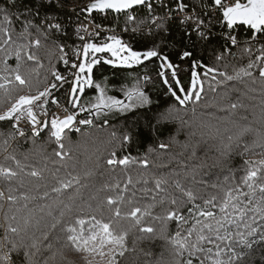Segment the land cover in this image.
<instances>
[{"label":"trees","instance_id":"obj_1","mask_svg":"<svg viewBox=\"0 0 264 264\" xmlns=\"http://www.w3.org/2000/svg\"><path fill=\"white\" fill-rule=\"evenodd\" d=\"M91 1L59 0L60 7L55 12H41L34 23L41 24L47 14L56 16L57 21L64 26L63 32H52L48 39H45L35 28L30 29L32 35L28 39L18 38L16 33L21 30L22 26L14 23L12 27L15 43L0 48V83H4L3 76H8V79L12 80L11 84L6 85L7 93L5 89L0 88V114L6 111L11 103L22 94L36 95L55 82L58 86L55 90H51L52 94L47 97L49 103L44 105V108L51 111L54 108L51 101L56 99L65 104L70 113L76 112L77 119L92 117L93 120L91 125H84L80 131H76L74 127L71 130L65 129L66 135L63 139L65 147L62 157L54 154L60 149L54 139H48V132L35 138L27 134L25 137L16 135L15 139H8V133L13 131L11 122H0V133H3L0 135V165L11 167L18 173L11 179L0 175V192L3 193L0 196V241L3 240L9 224L21 229L18 234L7 233L9 240L17 242L23 238L26 243H30L33 237L42 238V234L47 232L48 239L44 242L45 248L39 258L40 264H43L44 259L51 257L54 253L56 259L49 260V264H84L81 253L76 252L71 246H65L63 229L67 227V222L78 217L87 219L95 215L97 219L103 218L105 221L113 217L117 205H108L109 197L114 200L120 196L124 197V202L119 204L123 214L130 211L132 207H142L150 202L155 191L154 178L164 177L168 179V185L165 187H168L169 191L178 198L186 200L183 194L172 187L174 180H179L186 189L192 190L198 197L196 203L202 205L204 200L211 199L213 196L219 199L223 196L224 189L240 183L241 177L246 175L249 167L245 161L264 159V147L259 146L260 136L264 135V122L260 119L264 112V88L259 79L253 82L245 77L242 80L229 81L227 85L217 84L212 80V74L204 76V67L197 68L196 71L203 81L204 91L198 102L190 101L185 107L180 106L166 91L167 86L163 84V78L157 75L161 70L158 67L160 61L157 58H151L150 61H145L143 67L134 66L133 69L104 64L102 60L99 65L94 66L93 79L97 83L102 82V86L107 87L109 95L124 99L116 86L122 84L125 87H131L128 74L131 73L132 76L139 74L143 77L146 69L151 79L141 82L153 104L160 110L170 106L180 108L181 111L178 113L180 119L167 124L162 129L163 135H158L148 131L147 120L141 115L144 109L139 112L133 110L136 112L135 115L129 113H122L119 116L109 115L108 124L102 123L103 117H96L95 112L82 117L83 112L79 111V106L74 107L71 102L73 73L77 69L60 59L62 53L51 41L55 40L58 45L64 47V51L69 52L83 43L84 41L75 37V15L85 11L82 12L84 15L85 7ZM24 3L28 7L35 6L33 0H24ZM174 3L171 2L170 7ZM185 3H188L190 8L192 4H195L197 10L200 11L202 3L211 5L212 0H185ZM3 4L4 0H0V5ZM164 12L165 9L157 6L156 15H164ZM91 15L97 25L122 33L136 50H146V47H152L154 40L161 54L168 55L174 64L179 65L178 77L185 87L191 81L192 60H200L202 65L216 67L220 72L233 74L235 68L246 65L250 59H255V56L259 54L260 44L258 43L253 46L251 56L243 52L249 44L251 35L246 26L235 28L240 46L236 56L233 57L220 47L224 43L219 39L220 30L225 29L222 23H215L212 29L213 35L210 37L211 43L205 44L203 41L197 42L195 37L192 43L187 40L180 41L182 29L176 27L177 21H170L172 26L169 31L160 32L155 29L143 8L137 7L136 22L127 25L124 22V16L114 12L92 11ZM216 15L217 17L222 16L221 13ZM140 20H144L145 23L139 25ZM138 25L140 30L133 31ZM100 33V36L105 34L102 30ZM161 37H166V39L162 41ZM36 38L41 39V45L39 47L32 45L29 51L34 53L38 59L28 60L26 55L21 53L22 61L19 72L27 81L21 85L15 80V73L12 72L17 65L15 55L9 56L6 62L9 72H3L4 57L7 54L5 49L10 48L14 52L17 44L28 43L29 40ZM85 42L100 43L97 39H89ZM182 50L192 51L193 56L180 60ZM221 51H224V58L217 61L215 56ZM97 56L104 59L109 57L107 53H98ZM53 69L64 76L66 82L55 81L52 75ZM165 71L170 75L169 70ZM253 71L255 75L256 70ZM220 79L222 77L217 75L216 80ZM98 94L97 90L86 86L84 93H78L81 96L79 105L87 109ZM232 104H236L237 107L231 108ZM146 107L152 108V105ZM155 110L153 108V112ZM125 116L128 117L127 120L123 118ZM137 119H139V126L135 131L141 133L139 139L121 147L122 132L126 128L132 129L133 121ZM246 127L252 130L241 137L239 147L234 149L230 159L217 166L208 164L202 166L203 159L210 155L213 157L217 155L216 148L223 138L228 135L235 136ZM113 131L117 132V138L111 136ZM5 139H8L7 144L4 143ZM161 142L167 143L168 148H159ZM185 144L189 147L185 148ZM245 146L248 148L246 152ZM193 147L196 152L195 156L192 155ZM112 151L117 153V159L128 156L130 162L127 165H108L106 161L111 158ZM12 156L20 161L21 168L16 167L15 161L10 158ZM144 159L148 160L147 165L141 163ZM34 169L39 172L38 176L30 175ZM69 173L71 177H79V179L74 180L70 188L58 192L53 191L54 188L60 187L59 181L68 178ZM129 177L131 184H128ZM125 185H127V190H125ZM144 188L153 191L145 195L141 191ZM244 190L247 191V189ZM133 193H136L135 197ZM8 196L14 199L9 200ZM129 200L133 203L129 204ZM66 205L72 208L71 212L67 211ZM185 206L191 207L190 204ZM169 207L165 204L163 208L158 207L155 211L160 213ZM215 211L218 212L219 209ZM61 212L65 213L63 217H61ZM183 214L188 215L187 212ZM120 223L125 228L128 227L127 220L121 219ZM191 223L190 220L185 227L190 226ZM54 224L56 227H53ZM175 229L176 225L170 224V232L174 233ZM49 243L52 245L51 249L46 247ZM127 249L124 256L119 257V264H155L162 252L167 255L165 241L159 238L152 239L138 229H132L129 232ZM243 252L245 255L239 259L244 264H264V243L259 242L258 237L254 238L253 247L243 248ZM13 259H16L15 254H13ZM19 264H24L22 253Z\"/></svg>","mask_w":264,"mask_h":264},{"label":"snow or ice","instance_id":"obj_2","mask_svg":"<svg viewBox=\"0 0 264 264\" xmlns=\"http://www.w3.org/2000/svg\"><path fill=\"white\" fill-rule=\"evenodd\" d=\"M171 2H175V8L170 7ZM33 3L34 7H28L24 0H4V4L0 5V41H2L0 48L15 43L12 27L14 23H19L22 26L21 30L16 33L18 38L28 39L31 37L30 29L32 28L40 32L45 39H48L52 32H63L64 26L57 21V17L54 15L46 14L41 24L34 23L41 12H55L60 7L59 0H33ZM157 6L165 9L164 15H156ZM137 7L145 10L155 29L160 32L169 31L172 26L170 21H177L176 27L182 29L180 41L187 40L189 43L193 42V37L197 42L211 43L210 37L213 35L212 29L215 23H222L225 29L233 30L232 32L226 31L219 37L224 41L220 45L221 49L228 51H230L231 46H240L238 33L234 34L235 27L247 25L251 35L249 44L243 49V52L251 56L254 50L253 46L258 43L260 44L259 54L255 56V59H250L246 65L235 68L233 74L220 72L216 67L202 65L200 60H192L191 81L185 87L178 77L179 65L174 64L168 55H162L154 40L152 47L145 46L146 50H136L130 43L123 41L115 34L108 36L103 43L85 42L76 49V55L78 57L82 55L83 59L72 64V67L77 71L73 73L74 83L71 85V102L74 107L79 106L80 112L94 110L96 117H103L102 123L108 124L109 115L119 116L122 113L135 115L136 112L144 109L141 115L147 120L148 131L158 135H163L162 129L167 124L180 119L178 115L181 111L180 108L170 106L160 110L158 106L153 104L141 82H147L151 79L146 69L143 77L139 74L135 76H132L131 73L128 74L131 87H125L122 84L116 86L119 92L123 94L124 99L117 98L116 95H109L107 87L102 86V82L97 83L93 79L94 66L99 65L102 60L104 64L133 69L134 66L143 67L145 61H150L151 58H157L160 61L158 67L161 69L157 75L163 78V84L167 86L166 91L175 98L180 106L185 107L190 101L198 102L201 99L204 91L203 81L196 71L200 67L205 69L204 76L207 77L212 74L211 78L217 84L227 85L229 81L242 80L247 77L253 82L259 79L262 88H264V0H246V2H241V0H212L211 5L202 3L200 11L197 10L195 4H192L190 8L185 0H169L167 3L165 0H92L85 7V10L88 12L93 10L114 11L124 16V22L127 25L136 22ZM217 13H221L222 16L217 17ZM144 23V20L139 21V25ZM139 25L133 31H139ZM95 27L97 29L95 35L100 36V26L96 25ZM81 31L86 32L87 28L81 25L76 30L77 36L81 41H84L85 37L80 35ZM164 39L166 37H161L162 41ZM51 43L59 48L62 53L60 59L67 64L68 59L64 53V47L58 45L55 40ZM32 45L39 47L41 39L36 38L29 40L28 43L17 44L14 52L10 48L5 49L7 54L4 57L3 72H9L6 62L9 56L15 55L17 65L12 72L15 73V80L19 81L21 85L27 83L19 72L22 61L21 53H24L28 60L38 59L34 53L29 51ZM98 53H110V56L104 59L98 57ZM192 56V51L182 50L179 58L185 60ZM223 58L224 51L215 56L217 61ZM254 69L256 70L255 75ZM165 70H169L170 75ZM52 75L55 81L66 82L65 77L55 69H53ZM217 75L222 79L217 81ZM2 78L4 83H0V88L5 89L7 93L6 85L11 84L12 80L8 79V76ZM57 86V83L53 82L36 95H21L11 103L6 111L0 114V122H11L13 128V131L8 133V139H15L17 134L20 137L26 136V132L21 126L23 121L28 123V131L32 133L33 138L48 132V139H54L60 149L54 154L61 157L64 155L65 129L71 130L76 124L91 125L93 120L87 118L78 120L77 113H67V109H65L67 114L63 118L55 117L50 121L45 118H38L34 112V107L43 108L44 105L48 104L47 97L52 94L51 90H55ZM86 86L97 90L99 93L95 96L94 102H90L87 109L79 105L81 96L78 95V93L85 92ZM42 98L43 103L41 104ZM9 99H11L10 96ZM51 102L57 103L55 99ZM148 105H152V108H147ZM230 107L235 109L237 105L232 104ZM153 108L156 109L154 112ZM44 114L46 117L47 109H44ZM123 118L128 119L127 116ZM260 119L264 122V112H262ZM137 126H139V119L133 121L132 129L126 128L122 132L120 136L121 147L139 139L141 133L135 131ZM251 130L246 127L235 136L228 135L223 138L216 148L217 155L210 158L213 161L211 166L220 165L230 159L234 149L239 147L241 137ZM76 131H80V129L76 128ZM111 136L117 138V132L113 131ZM8 139H5V144L8 143ZM168 146L164 142L159 144L161 149L168 148ZM259 146L264 147V135L260 136ZM184 147L188 148L189 145L185 144ZM246 151H248L247 146H245ZM195 154L193 147L192 155L195 156ZM110 157L106 161L108 165H127L130 162L128 156L117 159L115 151L110 153ZM10 158L15 161L17 168L22 167L20 161L16 160L14 156ZM141 163L147 165L148 160L144 159ZM245 164L249 167L246 170V175L241 177L239 184L224 189L223 196L219 199L217 196H213L211 199L204 200L202 205L196 203L198 197L192 190L186 189L179 180H174L172 187L175 191L183 194L186 200L178 198L169 191L168 187H165L168 185V179L164 177L154 178L155 191L150 202L142 207H132L130 211L123 214L119 204L124 202V197L120 196L115 200L109 197L107 204L110 206L117 205L113 217L105 221L103 218L97 219L95 215H92L87 219L78 217L67 222V227L63 229L66 240L65 246H71L76 252L81 253L84 264H119V257H123L128 250L129 232L132 229H138L141 233L148 234L152 239L159 238L166 242L167 255L162 252L155 264H244L239 259L245 255L243 248H252L256 237L259 238V242L264 243V159L247 160ZM202 166H207V159ZM0 175L11 179L16 177L18 173L11 167L0 165ZM30 175L38 176L39 172L34 169ZM78 179L79 177H71L69 173L68 178L61 179L59 181L60 187L54 188L53 191L58 192L70 188L74 180ZM131 183L129 177L128 184ZM125 190H127V185H125ZM141 191L147 195L153 190L144 188ZM2 195L3 193L0 192V196ZM132 195L135 197L136 193ZM8 199L13 200L14 197L8 196ZM128 203L132 204L133 201L129 200ZM165 204L170 207L160 213L155 211L158 207L163 208ZM186 204H190L191 207H186ZM217 208L219 209L218 212L215 211ZM66 209L68 212L72 211V208L67 205ZM184 212H187L188 215L185 216ZM64 215L65 213L61 212V217ZM121 219L128 221L127 228L121 225ZM190 220L192 221L191 225L185 227ZM173 223L176 225L174 233L170 232V224ZM53 227L56 225L54 224ZM20 230L19 227H13L9 224L3 240L0 241V264H19L21 253L24 264H40L39 258L43 254L44 242L48 239V233H43L42 238L33 237L30 243H26L23 238L19 242L8 239V232L18 234ZM46 247L51 249L52 245L49 243ZM13 254L16 256L15 260ZM55 259L54 253L51 257L44 259L43 264H49V260L54 261Z\"/></svg>","mask_w":264,"mask_h":264},{"label":"built area","instance_id":"obj_3","mask_svg":"<svg viewBox=\"0 0 264 264\" xmlns=\"http://www.w3.org/2000/svg\"><path fill=\"white\" fill-rule=\"evenodd\" d=\"M90 3L91 2H89L87 5H89ZM171 7L175 8V3ZM81 25H83L85 28H87L86 32L85 31H81L80 32V35L85 37L83 43H85V41L89 40V39H97L100 43H103V42H105V40H106V38L108 36H111V35H114V34L119 36L120 39H122L123 41L129 42V39L127 37H125L122 33L111 31L110 29H106V28H104L102 26H100L99 30L100 31L101 30L104 31L105 34H103V36H96L95 32L97 31V29H96L95 26L97 24L95 23L94 19L92 18L91 12L86 11V13L84 15H82V17L78 21L75 22V29L77 30V28L79 26H81ZM232 31H233L232 29H227V32H232ZM234 34H237V30L236 29H235V33ZM75 37L80 39L77 36V34L75 35ZM83 43H81V44L77 45L76 47H74L72 52L64 51V53H66V58L68 59V63H70L71 65L73 63L78 62V60L81 59L82 55L78 57L76 55V49L80 48ZM237 49H238L237 46H231L230 51L227 50V52L231 53L232 56L235 57L236 53H237ZM56 101H57V103H53L54 108L51 111L47 110V116L46 117H45V114H44V109H45L44 107L43 108L34 107V112L36 113L37 117L38 118H45V119L50 121L52 118H55V117L63 118V116L65 114L70 113L69 110L67 109V107L65 106V104L59 102L58 100H56ZM65 109H67V113L65 112ZM87 119H91L92 120V117H88ZM78 120H79V118H78ZM21 126L23 127V130L26 132V135L27 134H31L32 135V133L28 131V128H29L28 123H25V122L22 121L21 122ZM83 126L84 125L76 124L74 129L79 128L81 130ZM17 136H19V135L17 134Z\"/></svg>","mask_w":264,"mask_h":264},{"label":"rangeland","instance_id":"obj_4","mask_svg":"<svg viewBox=\"0 0 264 264\" xmlns=\"http://www.w3.org/2000/svg\"><path fill=\"white\" fill-rule=\"evenodd\" d=\"M92 2V1H91ZM83 11H81V12H79V13H77L76 15H75V20L76 21H78L81 17H82V15H83V13H82ZM109 56H110V53H107ZM81 59H83V57H81ZM23 95V94H22ZM24 95H27V94H24ZM211 157H213L212 155H210V156H208L207 158H205V159H203L202 161L204 162L206 159H207V164L209 165V166H211V164H212V160L210 159Z\"/></svg>","mask_w":264,"mask_h":264},{"label":"water","instance_id":"obj_5","mask_svg":"<svg viewBox=\"0 0 264 264\" xmlns=\"http://www.w3.org/2000/svg\"><path fill=\"white\" fill-rule=\"evenodd\" d=\"M241 2H246V0H241ZM94 12H99V13H105V12H114V11H111V10H105V11H99V10H93ZM115 13V12H114ZM237 26H246L248 27L247 25H237ZM94 113V110H89V111H86V112H83L81 114L82 117H85V116H88L89 114H92Z\"/></svg>","mask_w":264,"mask_h":264},{"label":"bare ground","instance_id":"obj_6","mask_svg":"<svg viewBox=\"0 0 264 264\" xmlns=\"http://www.w3.org/2000/svg\"><path fill=\"white\" fill-rule=\"evenodd\" d=\"M214 31V30H213ZM227 31V29H223L222 31L220 30L219 34L222 35L223 33H225ZM213 33V32H212ZM225 53H228L227 50H225ZM231 54V53H230ZM237 54V53H236Z\"/></svg>","mask_w":264,"mask_h":264},{"label":"clouds","instance_id":"obj_7","mask_svg":"<svg viewBox=\"0 0 264 264\" xmlns=\"http://www.w3.org/2000/svg\"><path fill=\"white\" fill-rule=\"evenodd\" d=\"M237 27V26H236ZM89 116V115H88Z\"/></svg>","mask_w":264,"mask_h":264}]
</instances>
